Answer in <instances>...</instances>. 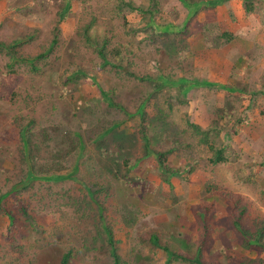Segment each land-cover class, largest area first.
<instances>
[{
  "label": "rangeland",
  "instance_id": "1",
  "mask_svg": "<svg viewBox=\"0 0 264 264\" xmlns=\"http://www.w3.org/2000/svg\"><path fill=\"white\" fill-rule=\"evenodd\" d=\"M127 1L0 0V42L15 43L0 47V194L15 181L22 141L13 134L22 118L39 141L42 129L57 135L37 151L35 173L54 156L64 167L62 180L34 178L2 199L0 264H43L40 251L53 247L69 251L68 264H113L110 244L118 264H196L168 259L151 233L187 257L200 250L207 264H236L241 254L258 264L264 251L241 244L232 219L244 206L245 226L264 220V40L247 53L250 66L229 74L233 59L216 54L223 37L212 10L176 26L179 0H132L142 13ZM254 12L261 24L254 35L264 37V1ZM103 43L145 80L99 65ZM203 81L211 86L196 84ZM217 83L243 88L233 100L245 120L237 133L231 124L220 133L228 159L211 164L186 120L209 125L225 98ZM154 128H164L169 140L159 149L173 146L175 158L163 161L180 174L144 153L142 136Z\"/></svg>",
  "mask_w": 264,
  "mask_h": 264
},
{
  "label": "trees",
  "instance_id": "2",
  "mask_svg": "<svg viewBox=\"0 0 264 264\" xmlns=\"http://www.w3.org/2000/svg\"><path fill=\"white\" fill-rule=\"evenodd\" d=\"M257 1L263 2L264 0H243V5H244V9L246 13H249L252 10H254V3H256ZM179 2L183 3V5L186 8V11H188V13L190 14L187 18L189 22V20H191V18L198 12L200 8V7H197L196 5L198 0H179ZM220 2H223V0L211 1L210 5L214 6L216 4H220ZM125 5H126V8L131 11H135L137 13L143 12L142 7L140 5L135 4L134 1L132 0L127 1ZM189 6L191 7L190 9L188 8ZM67 9H68V5H66L64 9L62 10L61 18L64 16ZM151 11L154 12L153 10L150 9V12ZM178 25L179 26L182 25V21H180L179 24H177L176 26ZM89 27H90V24L86 26L85 31L83 33V37L85 36L86 39H89L87 35V29ZM174 33H177V32H174ZM220 36L223 37L222 40H225L224 43L230 40V34L227 32H222ZM14 44L15 43H9L8 45H5L4 43L0 42V47L9 49V48H12ZM108 54L109 52L105 49V44L103 43L98 48V57L101 59V62L99 63V65L103 67L107 66L109 70H111L117 75H120L121 73L122 74L129 73L131 76H133L137 80H142V81L145 80L146 76L138 75L137 73H134L133 71H128L129 69L128 61L126 58H124V56L122 60L119 61V58H118L119 52L115 54H110V56ZM41 57L42 56L40 55L39 58ZM36 59L37 58L35 57L22 58V60L24 62H27L29 65H31V67L39 68L40 65L35 64L34 62ZM246 60L249 61L248 64L250 66L251 61L249 59H246ZM160 67L162 68V66ZM182 80L185 81L184 79ZM185 83L187 82L185 81ZM185 83L181 84V86L183 87V90H186L184 89ZM196 84L197 85L207 84L211 86L210 85L211 83L207 81L197 82ZM237 85L238 84L227 86L225 84L217 83L216 86L218 88L225 90V95H224L225 98L222 104L217 106L215 110L212 112L211 120L208 126L202 127L201 125L197 123H193L189 120H186V124L189 126L193 134H195L198 137V143L201 145H205L207 149L210 151L211 155L209 157V161L211 164H217L220 162H224L228 159L227 154L225 153V147L223 146V144L219 145L217 143V141L220 140L219 139L220 133L224 132L225 128L229 124H231V127H230L231 130H233L234 133H237L238 123H240V121L245 120L242 113H238L237 115L234 113V109H236V106L234 104L233 98L235 99L236 98L235 96L243 94L242 93L243 88ZM181 86L179 87V90L180 88H182ZM180 92H182V90H180ZM23 119L24 118L21 119V122L17 125V129L14 130L16 132L13 134L14 139L15 140L17 139V141L18 140L22 141V143L20 144L19 150H18L19 151V157H18L19 162L16 163V166L18 167V169L15 173L13 172L12 177H10L12 180H15V181L10 186L8 191H6L3 194L2 193L0 194V207L3 210L5 209H4V204L2 203L3 201L2 199H4V196H6L7 194H10V195L15 194L18 186L22 185L23 187L27 185L30 181H32L34 178H43V179L50 178L52 181H55V180L58 181L64 178L63 173H61V170H63L64 167L63 165L61 166L58 163L57 161L58 158L56 159L55 156L50 157L49 160H51V162H49L48 160L45 161L46 163H44V165H41V169L38 170L37 174L35 173L34 171L35 163L38 164L37 151H39L41 147L48 148L50 146V142L56 139L57 135L49 134L45 129H42V137H43L42 139L43 140L39 141L32 132L28 133L29 132L28 130L31 126V124H29L31 122L30 121L31 119L27 121H23ZM153 121L154 119H149V122L147 123V125L151 124ZM163 131H164V128H161V129L154 128V130H149V131L144 132L142 136L143 141H144V153L152 154V156L154 157L156 166L159 167L162 171L164 172L167 171L169 172V174H180L181 171L183 170H180L178 168L176 169V168L169 167L166 164V162L163 161V159L165 160V156L167 155H170L175 158V155L172 154L173 153L172 151L174 149L173 146H170V148H167V149L166 148L159 149V146H161L162 144H166L165 139L169 138L167 135H165V133H163ZM164 136L166 138H164ZM172 138L174 139L173 136ZM58 139H59L58 144H55V147H58L60 145L59 143L61 142V138L58 137ZM57 150H59V148H57ZM67 152H63V154L66 155ZM237 202L238 201L234 203L231 201V203L233 204V207H235L234 205ZM15 204L18 206V208L21 210L22 213L25 212V209L23 208L22 202L20 200L16 199ZM245 211H246V208L244 206L239 207L237 214L234 215L235 217H233L232 219L233 228L235 229V231L239 233V236L241 238V244H243L245 247L249 246L253 249L254 248L257 250L261 249L264 251V220H261L258 223V225H256L254 228L251 229L249 226L247 225L245 226V224L242 222V217ZM5 212L10 222H12L13 215L7 209ZM149 240L154 247H158L162 249L165 252L168 259H173V260L180 259L183 261L193 262L196 264H207V263H204L200 259V256H199L200 250H198V255H195L193 257H187L184 254L171 250L166 244L160 241L156 233H151L149 236ZM109 252L112 257V263L118 264L119 256L116 253V249L112 244H110ZM39 254H40L39 257H41V261L43 264L51 263V262H54L55 260L57 261V264H68L69 251L63 252L61 251L60 247L59 248L53 247L51 250L48 248H44L43 250L40 251ZM241 255L240 256L238 255V258L239 259L241 258V259L240 260L237 259L236 264H256L254 263L252 259H248V258L242 259L243 255L242 256ZM258 264H264V258Z\"/></svg>",
  "mask_w": 264,
  "mask_h": 264
},
{
  "label": "crops",
  "instance_id": "3",
  "mask_svg": "<svg viewBox=\"0 0 264 264\" xmlns=\"http://www.w3.org/2000/svg\"><path fill=\"white\" fill-rule=\"evenodd\" d=\"M211 1L216 0H198L196 5L200 7L198 11H202L200 14L203 16L201 17L199 15L198 18L204 19L205 13L212 10L213 15L216 17L212 27L215 25L222 27V32L230 34V40L225 43V40H223L221 52L218 51L216 54L223 58L227 57L233 59L229 69L226 70L227 73L233 74L234 70L239 72L244 66H248L247 64L249 61L246 59L249 58L247 53L253 51L257 44L261 45L264 40L262 34L254 35V29L258 30V26L261 25L259 22L260 20L257 19V21L254 22L255 15H257L254 10L246 13L243 0H223V2L214 6L210 5ZM180 3L184 10V13L181 11L184 17H180V20L182 21V25H185L186 23L188 24L187 18L190 14L186 11L183 3ZM188 8L190 9L191 7L189 6ZM200 22L204 24V21ZM188 25L192 26V23ZM202 39L201 41L206 40L205 38Z\"/></svg>",
  "mask_w": 264,
  "mask_h": 264
}]
</instances>
